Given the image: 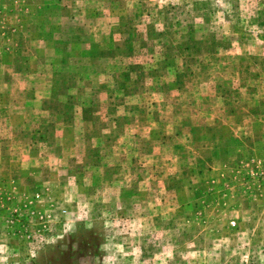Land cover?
<instances>
[{"label": "rangeland", "instance_id": "374dc122", "mask_svg": "<svg viewBox=\"0 0 264 264\" xmlns=\"http://www.w3.org/2000/svg\"><path fill=\"white\" fill-rule=\"evenodd\" d=\"M0 264H264V0H0Z\"/></svg>", "mask_w": 264, "mask_h": 264}]
</instances>
